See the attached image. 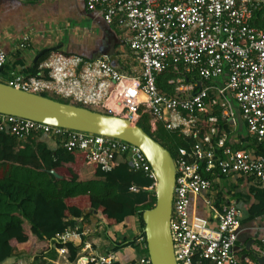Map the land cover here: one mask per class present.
Returning <instances> with one entry per match:
<instances>
[{
  "label": "built area",
  "instance_id": "obj_1",
  "mask_svg": "<svg viewBox=\"0 0 264 264\" xmlns=\"http://www.w3.org/2000/svg\"><path fill=\"white\" fill-rule=\"evenodd\" d=\"M88 11H99L108 26L123 32L141 74L128 77L106 59L86 62L76 56L50 54L37 76L12 73L4 84L42 95H54L69 104L104 114L121 116L136 124L139 109L148 108L151 126L161 122L168 130L195 136L188 153L174 161L176 180L172 202L171 237L177 264H251L239 261L237 242L240 212L235 204L221 207L215 229L189 222L190 196L208 194L209 176L250 178L264 183V155L235 148L233 137L210 117L202 126L198 114L213 106L235 126L238 112L248 133L264 142V0H85ZM26 39L20 48H25ZM196 70L198 80L171 82L178 97H167L156 86V77L169 62ZM6 55L0 49V69ZM144 97V99L142 98ZM121 106L117 111L115 106ZM24 140L30 135L61 137L69 152L85 153L86 166L110 171L121 162L153 180L144 154L134 145L109 137L67 130L0 114V132ZM230 143V144H229ZM205 167L203 176L200 169ZM131 191H137L134 187ZM77 229L56 235L51 244L65 245L78 238ZM141 252L134 264H152L145 236L136 238ZM51 245V247H52ZM114 253L88 255L80 264H117Z\"/></svg>",
  "mask_w": 264,
  "mask_h": 264
},
{
  "label": "trees",
  "instance_id": "obj_2",
  "mask_svg": "<svg viewBox=\"0 0 264 264\" xmlns=\"http://www.w3.org/2000/svg\"><path fill=\"white\" fill-rule=\"evenodd\" d=\"M52 52L46 53L30 69L31 76L39 74L38 67ZM184 78L190 82L198 80L196 70H189L183 63L169 62V66L156 77L157 89L167 97H178L176 86L171 82ZM0 82H5L0 79ZM48 97L47 94H42ZM50 98V97H49ZM51 99L69 104L60 98ZM202 126L210 117L217 119V127L232 135V127L222 117V109L213 106L197 115ZM151 116L146 106L139 109L137 126L165 147L176 161L188 153L196 142V137L185 136L178 130H168L159 122L151 126ZM42 135H30L19 140L5 131L0 132V264H20L16 253L30 254L32 245L39 243L46 250L39 255H28L27 264H47L45 255L57 257L51 247V240L67 229H77V219L87 217L88 212H96L107 228L123 227L127 219L138 218L141 229V214L151 209L156 202L151 191L153 180L143 173L134 171L128 162H121L110 171L94 166V173L101 180L80 181L79 176L86 162L85 153L67 151L61 137L50 139L55 145L39 139ZM247 142L257 154L264 155V142H257L248 133ZM230 144V143H229ZM235 148L242 145L232 144ZM51 172L59 177H55ZM203 176L205 167L200 169ZM210 177V176H209ZM245 182L250 178H242ZM253 180V179H252ZM134 187L137 191H131ZM255 204L250 208L253 216L264 215V189L252 188ZM114 250L126 247L125 242H113ZM135 240L129 245H134ZM57 249L65 247L69 261L76 259L78 249L72 242L55 244ZM206 264V260L203 261Z\"/></svg>",
  "mask_w": 264,
  "mask_h": 264
},
{
  "label": "crops",
  "instance_id": "obj_3",
  "mask_svg": "<svg viewBox=\"0 0 264 264\" xmlns=\"http://www.w3.org/2000/svg\"><path fill=\"white\" fill-rule=\"evenodd\" d=\"M23 39L26 44L21 49ZM51 48H58L52 53L76 56L86 62L106 59L117 71L130 78L141 74V69L137 71L132 67L133 61L128 55L131 51L123 32L108 26L99 11H88L85 0H0V49L6 55L0 79L6 81L12 73L31 76L35 57L42 50ZM120 108L115 106L117 111ZM235 119L230 138L249 150L248 131L238 112ZM243 129L246 135L242 134ZM39 140L47 142L51 149L55 147L47 137ZM210 178L213 186L208 194L190 196V224L215 229L221 207L227 203L235 204L240 217L233 253L241 262L249 260L251 264H264V215L256 217L250 213L256 202L251 189H264V183L252 179L245 182L237 177ZM79 179L83 182L101 180L95 176L94 168L86 165L82 167ZM86 213L87 217L75 220L79 227V237L73 241L78 249L75 261H69L65 247L57 249L52 245L57 257L49 260L51 264H80L82 257L109 253L115 254L117 264H134L139 260L141 252L136 238L142 229L138 218L127 219L123 227L107 228L97 219L96 212ZM134 240L135 244L129 245ZM113 242H125L127 246L114 250Z\"/></svg>",
  "mask_w": 264,
  "mask_h": 264
},
{
  "label": "water",
  "instance_id": "obj_4",
  "mask_svg": "<svg viewBox=\"0 0 264 264\" xmlns=\"http://www.w3.org/2000/svg\"><path fill=\"white\" fill-rule=\"evenodd\" d=\"M57 49L42 50L35 57L34 64L46 53ZM0 114L118 139L139 148L155 177V205L141 214L147 254L152 264H177L170 229L176 169L172 155L165 147L137 124L121 116L58 102L49 97L15 89L2 82ZM51 173L59 178L55 172Z\"/></svg>",
  "mask_w": 264,
  "mask_h": 264
},
{
  "label": "rangeland",
  "instance_id": "obj_5",
  "mask_svg": "<svg viewBox=\"0 0 264 264\" xmlns=\"http://www.w3.org/2000/svg\"><path fill=\"white\" fill-rule=\"evenodd\" d=\"M129 56H131V59H132V61H133V66L132 67H136V70L137 71H140V66H139V64H138V62H137V60L135 59V57H134V55L132 54V52H129V54H128ZM48 97H52V98H58V97H56V96H54V95H49L48 94ZM242 134L243 135H246V131L243 129L242 130ZM97 219H99L98 217H97ZM32 247H33V249L30 251V254H36V255H39L41 252H43L44 250H46V246L44 245V244H39V243H36V244H34V245H32ZM30 254H27L26 252H20V253H16V259L18 260V261H20V264H27L28 263V255H30ZM51 253H49V254H47V255H45L46 256V258L47 259H43L42 258V262H44V263H47V264H51L50 262H49V258H51Z\"/></svg>",
  "mask_w": 264,
  "mask_h": 264
},
{
  "label": "bare ground",
  "instance_id": "obj_6",
  "mask_svg": "<svg viewBox=\"0 0 264 264\" xmlns=\"http://www.w3.org/2000/svg\"><path fill=\"white\" fill-rule=\"evenodd\" d=\"M144 98V97H143Z\"/></svg>",
  "mask_w": 264,
  "mask_h": 264
}]
</instances>
